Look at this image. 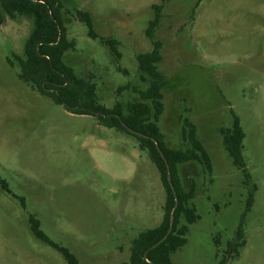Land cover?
Returning <instances> with one entry per match:
<instances>
[{
  "label": "rangeland",
  "instance_id": "1",
  "mask_svg": "<svg viewBox=\"0 0 264 264\" xmlns=\"http://www.w3.org/2000/svg\"><path fill=\"white\" fill-rule=\"evenodd\" d=\"M56 1L75 42L69 68L85 83L80 96L63 74L65 83L51 90L64 103L20 77L33 18L11 15L0 0V264H69L59 248L80 264H131L134 240L162 223L167 191L150 155L135 136L85 114L117 103L127 112L150 84L137 56L154 40L161 42L164 141L191 147L189 120L212 163V171L198 160L182 166L200 217L172 260L264 264V0H167L154 39L147 29L162 0ZM85 13L90 25L80 19ZM107 39L118 42L116 53ZM236 116L251 180L223 140ZM32 217L59 248L34 234Z\"/></svg>",
  "mask_w": 264,
  "mask_h": 264
},
{
  "label": "trees",
  "instance_id": "2",
  "mask_svg": "<svg viewBox=\"0 0 264 264\" xmlns=\"http://www.w3.org/2000/svg\"><path fill=\"white\" fill-rule=\"evenodd\" d=\"M154 4L155 18L150 21L147 35L154 39V31L161 17L163 3ZM201 0H198L197 6ZM2 7L10 12L29 15L33 18L34 26L25 44L24 58L21 60L20 77L34 88H39L43 93L49 95L59 103H64L63 96L55 94L51 90L54 85L65 83L64 75L75 79V91L80 95H85V83L82 78L73 74L67 62L63 60L64 53L75 47V42L67 39V30L63 23V13L60 11L61 4L56 0H2ZM80 19L85 20L90 25V17L85 13V17L80 15ZM65 21V20H64ZM92 30L90 31V33ZM96 36V35H93ZM111 49L117 52L116 40H105ZM120 56V53L118 52ZM161 42L154 40V48L151 51L141 53L137 56L140 71L151 78L149 86L140 92V97L127 106V112L123 111V105L117 103L113 108H108L101 104L92 110H86L85 114H94L100 124L116 128L135 136L139 141V146L146 151L152 161L157 165L161 173L163 184L167 191V201L165 204V214L162 223L152 229L143 232L140 237L134 240L131 264H177L172 260V254L186 243V234L189 225L199 219L196 207L190 205L193 198L192 190L186 189L183 181L182 166L186 163L198 160L212 171L210 155L197 136L195 125L186 120L184 136L191 144V147L172 148L166 145L164 134L159 126L161 115L164 111L163 103V80L157 69V63L161 60ZM64 74V75H63ZM38 86V87H36ZM122 86L121 89H125ZM94 88L89 89L92 95ZM83 113V112H81ZM123 122L130 128L149 135L159 141L165 157L170 165L172 181L175 190L172 189L168 181V168L164 157L157 148L152 138H147L131 132L124 126ZM225 147L232 157L234 164L242 169L249 180L251 175L248 172L247 163L243 155L245 132L240 119L236 116L232 128L222 131ZM6 187V183L4 184ZM253 189L247 200V210H250L254 203ZM178 198V206L174 211V224L170 233V218ZM186 218L187 223L181 224L182 218ZM34 234L42 240L57 247L40 229V223L36 218H31ZM243 234L242 226L238 229V235ZM243 245V244H242ZM59 248V247H57ZM64 254L69 264H80L77 258L65 248H59ZM147 253V255H146Z\"/></svg>",
  "mask_w": 264,
  "mask_h": 264
},
{
  "label": "water",
  "instance_id": "3",
  "mask_svg": "<svg viewBox=\"0 0 264 264\" xmlns=\"http://www.w3.org/2000/svg\"><path fill=\"white\" fill-rule=\"evenodd\" d=\"M123 124H124L125 127H127L131 132H134L135 134H138V135H141V136H145V137H147V138H152V137H150L149 135H145V134H143V133H141V132H139V131H136V130H134V129L128 127L124 122H123ZM152 139L155 141L158 150L160 151L161 155L164 157V159H165V161H166L167 168H168V181H169V183H170L172 189L175 190V187H174V184H173V181H172V174H171L170 165H169V163H168V161H167V159H166V157H165V154H164L163 150L161 149V147H160V145H159V141H158L157 139H155V138H152ZM178 203H179V201H178V198H177V196H176V204H175L174 210H173V212H172V214H171V218H170V229H169L168 233H170L171 230H172V228H173V224H174V211L176 210V208H177V206H178ZM146 255H147V253H146Z\"/></svg>",
  "mask_w": 264,
  "mask_h": 264
},
{
  "label": "flooded vegetation",
  "instance_id": "4",
  "mask_svg": "<svg viewBox=\"0 0 264 264\" xmlns=\"http://www.w3.org/2000/svg\"><path fill=\"white\" fill-rule=\"evenodd\" d=\"M64 55V57H63V60L65 61V62H67V63H69L70 61H69V56H68V54H67V51L63 54Z\"/></svg>",
  "mask_w": 264,
  "mask_h": 264
},
{
  "label": "crops",
  "instance_id": "5",
  "mask_svg": "<svg viewBox=\"0 0 264 264\" xmlns=\"http://www.w3.org/2000/svg\"><path fill=\"white\" fill-rule=\"evenodd\" d=\"M183 181H184V178H183ZM185 182V181H184ZM186 184V183H185Z\"/></svg>",
  "mask_w": 264,
  "mask_h": 264
}]
</instances>
